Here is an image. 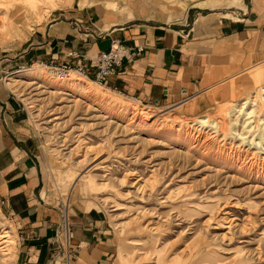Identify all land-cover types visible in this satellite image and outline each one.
<instances>
[{
    "label": "rangeland",
    "instance_id": "1",
    "mask_svg": "<svg viewBox=\"0 0 264 264\" xmlns=\"http://www.w3.org/2000/svg\"><path fill=\"white\" fill-rule=\"evenodd\" d=\"M248 3L0 0V83L38 136L43 192L103 211L114 246L109 264H264V150L246 143L264 132V59L213 87L219 98L187 114L85 78L58 80L30 62L17 71L15 58L33 33L60 20L79 33L104 22L187 26L235 15ZM83 5H96L98 14L68 16ZM199 117L219 131L201 127ZM1 235L0 264H13L17 224L0 207Z\"/></svg>",
    "mask_w": 264,
    "mask_h": 264
},
{
    "label": "crops",
    "instance_id": "2",
    "mask_svg": "<svg viewBox=\"0 0 264 264\" xmlns=\"http://www.w3.org/2000/svg\"><path fill=\"white\" fill-rule=\"evenodd\" d=\"M95 6H77L68 16L90 21L99 11ZM99 7L106 17V8ZM70 24L60 20L33 33L14 64L58 60L69 49L92 56L117 39L134 54L122 60L104 86L144 102L180 106L189 114L219 98L210 93L213 87L264 59V0H249L235 15L195 18L187 26L104 22V28L94 24L79 33ZM43 191L38 136L19 99L0 83V207L17 224L13 264H51L49 240L59 221V200ZM67 202L69 243L77 252L69 264H109L114 246L103 211L85 208L80 200Z\"/></svg>",
    "mask_w": 264,
    "mask_h": 264
},
{
    "label": "built area",
    "instance_id": "3",
    "mask_svg": "<svg viewBox=\"0 0 264 264\" xmlns=\"http://www.w3.org/2000/svg\"><path fill=\"white\" fill-rule=\"evenodd\" d=\"M134 54L133 50L118 41L111 39L107 49L99 50L92 56H87L82 51L69 49L65 52V57L48 61L34 60L30 62L38 63L39 66L46 69L56 78H68L70 73H82L90 77L99 85H105L109 76L115 68L121 64L122 60L129 61ZM21 66L18 64L17 67ZM90 67L93 68L92 74H89ZM136 98L135 96H131ZM59 221L54 225L53 235L49 240L52 245L49 261L51 264L60 261L63 264H69L76 257V249L69 243V212L67 201H58Z\"/></svg>",
    "mask_w": 264,
    "mask_h": 264
},
{
    "label": "bare ground",
    "instance_id": "4",
    "mask_svg": "<svg viewBox=\"0 0 264 264\" xmlns=\"http://www.w3.org/2000/svg\"><path fill=\"white\" fill-rule=\"evenodd\" d=\"M38 65V63H35L33 62V65ZM41 67V66H39ZM42 68V67H41ZM43 70H45V72L47 74H49L50 76L56 78L54 75H52L51 73H49V71H47L46 69L42 68ZM19 69H17L18 71ZM71 76H75L77 78H85L87 80H90L92 81L93 83H96L95 81H93L90 77L88 76H84V74L82 73H70L69 77L68 78H65V79H59V78H56L58 80H68L71 78ZM11 79V78H9ZM11 81H14V79H11ZM10 82V81H9ZM11 84V83H10ZM97 85H99L98 83H96ZM99 86H104V85H99ZM261 92H262V96H263V100H264V86H262L261 88ZM197 123L201 124V127L202 126H205V127H210V130L213 129V132L214 133H217L219 131V125L217 122H214V121H209V119L205 118V117H199L198 120H197ZM245 125V126H244ZM243 126H244V129H247V132L251 131L252 127L250 125V122L248 121V118H246L243 122ZM172 132V131H171ZM172 134V133H171ZM234 134L239 138V140H241V142L245 143L246 141V137L243 136V133H236L234 132ZM264 132H262L259 136V141L256 142V139L255 138H251L249 140H247V144H250L252 145L253 147H256V148H259L261 150H264ZM257 145H259V147H257ZM61 201H66V200H61ZM68 203V202H67ZM0 238H5L4 235H1ZM0 244H1V239H0Z\"/></svg>",
    "mask_w": 264,
    "mask_h": 264
}]
</instances>
